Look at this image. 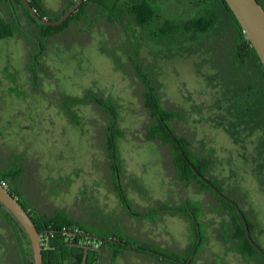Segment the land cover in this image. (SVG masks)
I'll list each match as a JSON object with an SVG mask.
<instances>
[{
  "label": "rangeland",
  "instance_id": "1",
  "mask_svg": "<svg viewBox=\"0 0 264 264\" xmlns=\"http://www.w3.org/2000/svg\"><path fill=\"white\" fill-rule=\"evenodd\" d=\"M43 1L52 14L60 13L66 5L64 0ZM17 6L23 25L31 27L25 9ZM0 10L10 17L2 1ZM138 33L143 43L142 59L159 63L165 104L186 112L187 117L178 120L176 127L180 133L206 141L213 150L217 163L211 175L240 195L239 202L257 222L256 239L264 248V169L259 167L263 130L233 124L234 117L227 111L224 77L231 73L230 47L224 43L208 45L205 40L200 48L192 44L168 49L149 40L142 29ZM113 47L102 23L72 25L45 43L41 61L47 71H40L35 83L27 68L31 50L36 48L33 42L19 31L0 39V168L12 164V153L25 156V174L10 181L11 185L27 199H35L37 208L48 212L63 208L102 234L121 232L126 220L135 235L163 246L182 250L191 243L190 224L181 216L154 212V221L136 220L119 204L103 145L107 115L94 103L79 104L73 107L78 119L74 123L62 106L63 95L81 96L93 89L117 106L123 130L122 136L114 135L121 153V180L134 212L155 209L161 201L178 204L187 197L202 201L207 241L197 264H264L261 257L247 261L232 250L233 243L222 239V223L229 221V215L212 209L219 203L209 193L193 186L183 189L167 175L158 143L146 138L150 115L140 98L139 84L120 67L110 52ZM117 57L129 63L120 50ZM58 182H68V192L57 187L51 192V185ZM102 264L157 262L133 251L113 259L107 251Z\"/></svg>",
  "mask_w": 264,
  "mask_h": 264
},
{
  "label": "trees",
  "instance_id": "2",
  "mask_svg": "<svg viewBox=\"0 0 264 264\" xmlns=\"http://www.w3.org/2000/svg\"><path fill=\"white\" fill-rule=\"evenodd\" d=\"M0 1L7 5L10 14V17L7 18L0 10V39L14 36L19 31L22 36L36 46L34 49L36 52L31 50V59L28 64L31 71L30 76L34 82L38 77L36 73L38 70L47 71L44 63L42 61L38 63V61L41 60L45 43L50 37L65 32L72 25L79 27L85 22L102 23L106 32L111 35L114 44L110 52L117 58L123 71L139 84L140 98L150 115V122L146 125V138L158 143L167 175L179 187L183 189L197 187V190L206 191L219 203V206L212 209L215 211L221 209L222 212L225 211L229 215V221L223 220L221 236L226 243L229 241L233 243L232 250L241 253L246 260L252 257L264 258L246 238L244 224L236 208L200 179L187 162L185 156L227 196L242 202L236 192L224 188L223 180L211 175L210 170L217 163V159L207 142L196 140L195 136L190 133H180L175 123L186 118V112L183 108L169 107L165 104L162 96V84L159 81V63L145 62L141 57L143 43L138 29H142L149 40L156 41L168 49L182 48L192 44H196L200 48L201 42L205 40L208 45L224 43L230 47L231 69L229 71L231 73L224 77L227 111L234 117L233 120L231 119L233 124L246 129L250 128L252 131L263 130L260 154L264 159V67L226 0H85L65 22L56 26L38 22L21 0ZM74 1L64 0L66 5L60 13L52 14L43 0H30L37 12L42 17L49 19L61 17L73 5ZM18 4L25 9L33 24L31 27L23 25L16 6ZM118 50L127 55L129 63L120 61V58L117 57ZM190 51H195V49L190 48ZM89 102L95 103L108 117V123L103 133V145L111 169V182L116 190L117 179L122 174V160L118 141L114 135L122 136L123 134V130L118 124L117 106L111 99L93 89L86 90L81 96H62L63 109L74 123H77L78 119L73 107ZM22 156L12 153V164L7 168H0V181L3 178L8 181H16L25 174V156H23L24 159ZM260 163L259 167L264 169V161ZM11 190L10 192L15 196L21 194L23 201L20 202L31 215L38 230L43 233L44 264H63L64 262L81 264L84 249L72 246V243H80V241L81 243L91 241L87 264H102V259L107 251L111 253L113 259L133 251L155 259L157 264H197L207 241V228L201 219L204 203L193 198H184L178 204L161 201L155 209L142 210L143 215L138 218L129 210L127 204L132 207L133 203L127 198L124 186L123 193H118L129 218L153 219L154 212H161L179 215L188 221L192 241L180 250L135 235L125 221L124 225H126L127 231L122 226L121 232L114 230L105 234L99 233L63 208H55L51 212L39 209L35 206V200L32 203L24 198V193L18 187ZM125 200H127V204H125ZM132 209L134 210L133 207ZM243 212L248 214L246 211ZM248 223L251 229L257 227V222L253 219L251 223L248 220ZM64 230L78 231L79 233L72 234ZM85 234L98 235L104 239L102 241L94 240ZM0 264H34L27 233L1 203Z\"/></svg>",
  "mask_w": 264,
  "mask_h": 264
},
{
  "label": "water",
  "instance_id": "3",
  "mask_svg": "<svg viewBox=\"0 0 264 264\" xmlns=\"http://www.w3.org/2000/svg\"><path fill=\"white\" fill-rule=\"evenodd\" d=\"M31 15L40 23L46 25H60L65 22L77 9L83 4L85 0H75L73 5L67 9L61 17L58 19H49L42 17L34 8L30 0H21ZM228 6L234 13L236 19L240 23L243 31L246 34L248 42L252 44L259 59L264 67V7L258 0H226ZM183 154L184 151H182ZM189 165L193 168L197 176L202 179L206 184L211 186V188L217 192L221 197L230 202L238 211L241 218L244 221L246 237L248 238L251 245L262 255H264V250L254 241L250 234V229L245 215L243 214L239 204L225 193H223L211 180L204 176L197 167L185 156ZM0 203L3 204L7 210L18 220L21 224L27 236L30 240L32 252H33V262L34 264H44L43 257V246L41 243L42 232H40L32 219L29 212L19 201L18 197L13 195L10 190L0 182ZM67 233L77 234L78 231L64 230ZM89 238L94 240L102 241L104 239L98 235L85 234ZM107 240V239H105ZM72 246H79L84 249V254L81 264H87L89 251L91 245L86 243H72Z\"/></svg>",
  "mask_w": 264,
  "mask_h": 264
},
{
  "label": "flooded vegetation",
  "instance_id": "4",
  "mask_svg": "<svg viewBox=\"0 0 264 264\" xmlns=\"http://www.w3.org/2000/svg\"><path fill=\"white\" fill-rule=\"evenodd\" d=\"M261 3H262V5H263V7H264V0H259ZM17 6V5H16ZM18 7V6H17ZM35 57H36V55H35ZM39 62H41V60H39L38 61V63ZM27 68H28V65H27ZM28 71H29V74L31 75V71H30V69L28 68ZM39 72H40V70H38L36 73H37V76H39ZM95 104V103H94ZM98 107V106H97ZM262 161H264L263 159H261V162ZM219 179V178H218ZM118 181H117V185H118V187H117V189L115 190V188H113V191L116 193V195H117V197H118V199H119V204L121 205V206H123L124 207V205L122 204V202H121V200H120V197H119V192H120V194H122L123 193V182H122V180H121V177L119 178L118 177V179H117ZM4 186H6L8 189H15L16 187L15 186H13V185H11V183H10V181H8V180H6L5 178H3L1 181H0ZM112 184V187H113V183H111ZM69 183L68 182H58V183H56V184H54L53 186L51 185V187H50V189H51V192H53L54 191V188L55 187H57L56 189L57 190H61V191H65V192H68V190H69ZM224 188L226 189V190H228V188L227 187H225L224 186ZM12 191V190H11ZM223 192V191H222ZM234 192H236L235 190H234ZM17 193H21V192H17ZM223 193H225V192H223ZM24 195V194H23ZM236 195L237 196H240V195H238V193L236 192ZM25 196V195H24ZM16 197H18V199H19V201H23L22 200V196H21V194L19 195V196H16ZM24 198H26V197H24ZM223 198V197H222ZM230 198H232V197H230ZM27 199V198H26ZM232 199H234L238 204H239V206H240V208H241V210H242V212L243 211H246V212H248L247 211V209L245 208V206H242L241 205V203L236 199V198H232ZM27 200H29L30 202H32V203H34L33 201L35 200H33V199H31V198H29V199H27ZM29 201H28V203H29ZM128 202H127V200H125V204H127ZM128 206H129V210H130V212H132V214L134 215V216H136V217H138V218H140V217H142V215H143V213H140V214H138V213H135L134 212V210L132 209V207H134L133 206V204H132V207L129 205V204H127ZM244 205V204H243ZM31 206V205H30ZM237 210V209H236ZM238 212V211H237ZM239 214V213H238ZM243 214L245 215V217H246V220H247V222H248V220L250 221V223H251V216H250V213L248 212V214H245L244 212H243ZM240 215V214H239ZM247 215V216H246ZM241 217V216H240ZM248 217V218H247ZM242 219V218H241ZM137 220V219H136ZM143 220V219H142ZM151 221H154L153 219H150ZM126 221V220H125ZM242 221H243V219H242ZM259 222V221H258ZM253 223V222H252ZM243 224H244V221H243ZM248 225H249V229H250V234H251V236H252V238L254 239V241L264 250V248L261 246V244L257 241V239H256V236H257V233H256V229L258 228V226L257 227H255V229H251V227H250V224L248 223ZM257 225V224H256ZM123 227H124V230L125 231H127V227H126V225H122ZM126 227V228H125ZM261 227V226H260ZM244 228H245V225H244ZM259 230H260V228H259ZM261 230H262V228H261ZM252 231V232H251ZM245 235H246V230H245ZM42 237H43V233H42V236H41V239H42ZM258 237V236H257ZM247 238V237H246ZM248 239V238H247ZM249 241V240H248ZM80 243H81V241H80ZM83 243H86V244H91V241H83ZM250 243V242H249ZM251 244V243H250ZM253 247V246H252ZM254 248V247H253ZM255 249V248H254ZM256 250V249H255ZM257 251V250H256ZM258 252V251H257ZM237 253H239V252H237ZM259 253V252H258ZM239 254H241V253H239ZM261 254V253H260ZM242 255V254H241ZM243 256V255H242ZM264 256V255H263ZM244 257V256H243ZM245 258V257H244ZM255 259H257L256 257H252L251 259H247V261H252V260H255Z\"/></svg>",
  "mask_w": 264,
  "mask_h": 264
},
{
  "label": "crops",
  "instance_id": "5",
  "mask_svg": "<svg viewBox=\"0 0 264 264\" xmlns=\"http://www.w3.org/2000/svg\"><path fill=\"white\" fill-rule=\"evenodd\" d=\"M63 264H70L69 262H64Z\"/></svg>",
  "mask_w": 264,
  "mask_h": 264
},
{
  "label": "built area",
  "instance_id": "6",
  "mask_svg": "<svg viewBox=\"0 0 264 264\" xmlns=\"http://www.w3.org/2000/svg\"><path fill=\"white\" fill-rule=\"evenodd\" d=\"M41 243H42V239H41ZM93 264H96V263H93Z\"/></svg>",
  "mask_w": 264,
  "mask_h": 264
}]
</instances>
